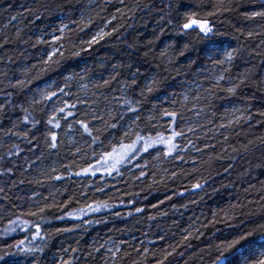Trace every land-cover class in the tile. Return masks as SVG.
Here are the masks:
<instances>
[{
    "label": "trees",
    "instance_id": "16d2710c",
    "mask_svg": "<svg viewBox=\"0 0 264 264\" xmlns=\"http://www.w3.org/2000/svg\"><path fill=\"white\" fill-rule=\"evenodd\" d=\"M168 2L0 0V249L21 240L24 247H43L9 257L15 264H61V258L70 264H156L162 250L173 247L164 264H210L201 249L214 232L219 237L231 231L226 219L235 224L264 216V18L245 15L264 9V0H231V11L207 17L217 31L211 41H197L195 33L178 36L167 16L161 20ZM213 3L179 0V11L204 16L214 11ZM62 25H68L63 33ZM101 29L111 35L89 45ZM189 40L192 46L181 55ZM60 45L63 57H53L59 63H45ZM209 47L221 59L241 49L225 65L230 71L221 82L226 88L228 77L236 82L247 72V85L236 95L207 91L221 72L204 55ZM153 78L158 83L149 93ZM105 80L111 83L105 86ZM51 92L57 95L43 99ZM125 99L138 111L121 108ZM165 111L181 115L173 124ZM109 112L125 114L122 127L106 128L97 118L110 120ZM80 120L93 130L95 143ZM130 129L154 141L158 134L166 140L173 129L182 131L174 142L183 151L166 156L165 144L156 143L144 152L141 141L139 151L103 172L104 153L136 139L124 136ZM196 183L202 187L194 188ZM37 223L43 239H33Z\"/></svg>",
    "mask_w": 264,
    "mask_h": 264
},
{
    "label": "snow or ice",
    "instance_id": "6c2138e0",
    "mask_svg": "<svg viewBox=\"0 0 264 264\" xmlns=\"http://www.w3.org/2000/svg\"><path fill=\"white\" fill-rule=\"evenodd\" d=\"M120 3H124V0H120ZM135 8H139L140 4L137 3L134 6ZM144 7H148L147 5H144ZM181 5L179 4V0H176L175 3L172 2V0H169L168 3L165 4V8H167V12L165 13L164 8H161V13H164V15L161 16V20L165 19V16H167V23L170 25H173V28L178 36H184V37H190L193 33H195V39L197 41H211L213 37L217 35V31L215 30V27L213 23L207 18L211 16H216L218 14H223L224 12L231 11V0H214V3L212 4V7L214 11L206 13V15L202 16L199 12L196 11H187L183 14L180 13ZM132 11L133 9H129ZM118 12H120V9H117ZM175 13V15H173ZM247 19H254L256 17L264 18V9L261 11L252 12L250 14H245ZM15 19V17H13ZM113 19H115V16H113ZM81 22L83 23V17ZM75 23V21L73 22ZM88 23H91V20L89 19ZM110 23V21H109ZM87 26V24H85ZM68 27V25H62L58 29L61 33L64 32V30ZM113 31H118V29H113ZM239 31V30H238ZM111 35V33L105 32L103 29L99 33H97L96 36H93V38L88 41L87 43L89 45L99 43L100 40H103L106 36ZM249 37L253 35L252 32L248 33ZM62 37H54L53 43L61 40ZM238 39V38H237ZM38 42H43L38 41ZM264 43V41H262ZM192 46V40H189L187 43L184 44L183 50L181 51V55L184 54V51H188L190 47ZM61 48H63V45H60V47H54L52 49V52L48 56V60L45 61V63L51 62V63H59V60H53L54 56L59 55L60 57H63L64 53L61 51ZM241 49L234 48L231 51H227L224 53L223 59H221L218 55H214V47H209L207 50L204 51V55L208 60L212 62V64L221 69V72L218 76L213 77V84L212 88L207 89L210 95H214L213 89L218 88L222 92H226L230 96H234L237 93V90L240 89L242 86L247 85V81L249 79V75L247 72L240 73L237 81L233 82L231 77H228V83L230 86L228 87H222L221 82L225 81L226 76L225 74L230 71L229 67H225V65H232L237 56L239 55ZM74 55H79V53H74ZM195 60H190L189 64H195ZM137 73L139 72V69L136 70ZM136 73H133V77H135ZM70 79V78H69ZM111 79H116L115 76H113ZM23 81H17L18 85H22ZM111 83V80H105L104 85L107 86ZM137 83L136 79L133 78L131 81L132 85H135ZM155 78H153L151 84L147 85V91L151 93L153 89V85L157 84ZM264 83V82H262ZM59 91L63 92V89H60ZM57 95L56 92H51L50 94L45 93L43 94V99L45 100H52L53 97ZM141 95H143V90H141ZM187 99V97H185ZM199 99V97H197ZM136 104H140L141 101L137 100L135 101ZM76 105H68L67 102H65V107L68 108H74ZM127 106V111L129 112H137L138 109L135 107H132V101H129L125 99L123 101V104L120 105L121 108ZM65 107L59 108V112L63 113L65 111ZM27 111V110H25ZM244 111H247L246 109ZM261 115H264V112L260 113ZM69 116L74 115V113L69 112ZM110 120H104L103 117H97L98 119H101L105 125L106 128L111 129H117L119 127H122L120 125V121L124 120L125 114L123 113H115L109 112ZM164 115L171 118V122L174 124L176 119L180 117V113L177 111H165ZM55 117H52L48 120L49 124L53 123V120ZM137 119L139 117L137 116ZM241 117H238L236 122H240ZM114 121V122H113ZM25 122H29V117L25 116ZM78 123L83 128L84 132L87 133L89 136H92L93 130L89 128L88 123L84 122L83 120L78 121ZM231 123V122H230ZM54 127L59 128L60 124L57 121L54 125ZM223 127V125H221ZM97 132H100L101 129H96ZM189 131H192V129H189ZM130 135H135L136 139L132 141L130 144H123L121 143L119 145L120 149H126L127 151H120L118 152L116 147L112 148V151L104 153V159L105 161L113 160L114 163L111 165L113 169L116 168V165L121 164L125 159L128 158L129 154L132 152L139 151L140 149H137V144L143 141V148L142 150L144 152H147L149 148H152L155 146L156 143H163L166 146V156H172L173 153H178L179 151H183V149L179 148V145L175 143V139L179 136H183L184 133L177 132L173 129L171 136L168 137L166 140L160 136L157 135V140H153V138L149 135L147 138L140 135L138 132H133L131 129L128 131H124V136L129 137ZM93 143L96 142L97 137L92 136ZM50 147L55 149L57 147V136L55 133L51 134V142ZM235 150V149H234ZM197 151H201V149H197ZM245 151H247V148L245 147ZM182 159V157H179ZM9 171H11L9 169ZM87 171V169H85ZM141 175H144V173H141ZM175 175V174H174ZM57 179H60V177H57ZM264 183V182H262ZM194 188H201L202 185L200 183H196ZM2 191V189H0ZM247 191V190H246ZM261 199H264V197H261ZM235 205H231L230 208H235ZM44 208H39L38 212L42 213L44 212ZM98 210V209H94ZM137 212L142 211V209L137 208ZM30 215L36 216L37 212H30ZM213 223H215V218L217 216L216 212H213ZM230 219L236 220V216H231ZM225 224L228 228L231 229V231L224 236H217L214 232L212 235L214 239H212L208 244L206 249H201L202 253H205L210 258V264H264V216L261 217L258 221L253 220H245V219H239L237 223L231 224L228 223V220L226 219ZM36 231L33 234V239H36L37 237H40L43 239V237L40 236L41 232V226L39 223L34 225ZM220 230L217 229V232ZM196 238L199 239L200 236L203 235V233H199L197 230ZM191 235V234H189ZM185 241L188 240V237L186 236ZM219 242H216V241ZM24 241L21 240L17 242L15 245H7L6 249H0V264H15V262L10 261L9 257L14 256L20 252H23L25 254H34L35 252H42L43 247H35V246H28L24 247ZM15 247L17 249V253H13L11 249ZM172 247V246H169ZM175 248H172V251L162 250V259H158L156 264H164V261L168 259V257L172 256L173 252H175ZM63 251H68L67 249H63ZM75 251V249H73ZM97 252L100 251L99 248L96 249ZM111 251V250H110ZM119 247L116 248V252H119ZM145 254H147L148 250H144ZM115 255V253L113 254ZM155 255V253H153ZM183 255V253H181ZM61 264H70V261H65L61 258ZM107 264V262H105Z\"/></svg>",
    "mask_w": 264,
    "mask_h": 264
},
{
    "label": "rangeland",
    "instance_id": "374dc122",
    "mask_svg": "<svg viewBox=\"0 0 264 264\" xmlns=\"http://www.w3.org/2000/svg\"><path fill=\"white\" fill-rule=\"evenodd\" d=\"M123 150H124V149H123ZM120 151H122V150H120ZM120 151H119V152H120ZM124 151H127V150L125 149ZM134 153H135V152L130 153L129 156H128V158H129L131 155H133ZM128 158H127V159H128ZM127 159H126V160H127ZM104 163H105V164H104ZM104 163H103V164H104L103 172H104V171H106V172H110V171L113 169V168L111 167V165L114 163V161H113V160H109V161H105V160H104ZM116 166H117V165H116ZM117 168H118V167H117Z\"/></svg>",
    "mask_w": 264,
    "mask_h": 264
}]
</instances>
